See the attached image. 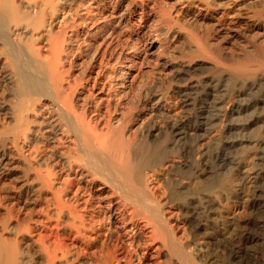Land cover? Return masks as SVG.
Masks as SVG:
<instances>
[{"label":"bare ground","instance_id":"bare-ground-1","mask_svg":"<svg viewBox=\"0 0 264 264\" xmlns=\"http://www.w3.org/2000/svg\"><path fill=\"white\" fill-rule=\"evenodd\" d=\"M0 264H264V0H0Z\"/></svg>","mask_w":264,"mask_h":264},{"label":"rangeland","instance_id":"rangeland-1","mask_svg":"<svg viewBox=\"0 0 264 264\" xmlns=\"http://www.w3.org/2000/svg\"><path fill=\"white\" fill-rule=\"evenodd\" d=\"M238 176H239L238 169L235 168V169L233 170V172H232V178L237 179ZM247 193H248V190L246 189L245 192H244V195H247V196H248ZM247 196H246V198H245V196H244V200H245V201H246L247 198H248ZM245 201H243V202H245ZM243 204H244L243 206L245 207V203H243Z\"/></svg>","mask_w":264,"mask_h":264}]
</instances>
